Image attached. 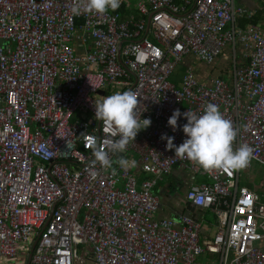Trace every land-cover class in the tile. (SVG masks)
<instances>
[{
    "label": "built area",
    "instance_id": "built-area-1",
    "mask_svg": "<svg viewBox=\"0 0 264 264\" xmlns=\"http://www.w3.org/2000/svg\"><path fill=\"white\" fill-rule=\"evenodd\" d=\"M86 3L0 0V260L74 264L88 243L93 264H264V202L238 185L240 169L205 171L161 139H185V117L175 131L167 123L174 110L200 114L214 103L237 130L234 148L249 145L250 162L264 168V31L237 25L252 13L234 0H146L137 2L145 18L120 20L122 1L102 15ZM226 50L227 77L198 79L186 63L171 80L185 57L212 64ZM109 87L134 91L151 120L126 151L152 179L94 162L93 146L108 151L118 138L95 117ZM80 111L89 116L73 119ZM176 166L209 178L187 198L218 215L210 238L190 217H155L156 178Z\"/></svg>",
    "mask_w": 264,
    "mask_h": 264
},
{
    "label": "clouds",
    "instance_id": "clouds-1",
    "mask_svg": "<svg viewBox=\"0 0 264 264\" xmlns=\"http://www.w3.org/2000/svg\"><path fill=\"white\" fill-rule=\"evenodd\" d=\"M121 0H87L83 11L105 14L108 10L119 8ZM74 16L81 14L82 9L77 4L71 8ZM138 95L132 90L117 91L104 97L95 104V117L103 120L114 128L113 135L117 139L108 141V151L93 146L94 162H98L103 169H111L115 173L113 164L128 169L135 166L134 159L119 156L115 161L110 153H124L130 141L142 129L151 124L149 118H141ZM186 118V123L180 125L185 139L178 146L173 144L174 137L162 134L166 139V148L174 149L175 155L188 158L198 164L205 171L209 170H239L246 168L252 156V148L247 144H240L234 148L233 142L237 130L232 122L226 119L219 107L214 103H207L202 113L197 114L189 110L181 113L179 109L173 111L168 118V125L173 131L178 127V118Z\"/></svg>",
    "mask_w": 264,
    "mask_h": 264
},
{
    "label": "crops",
    "instance_id": "crops-1",
    "mask_svg": "<svg viewBox=\"0 0 264 264\" xmlns=\"http://www.w3.org/2000/svg\"><path fill=\"white\" fill-rule=\"evenodd\" d=\"M122 5L119 9L120 20L127 19L129 16L134 18H145L141 15L137 9V2L146 0H121ZM234 4L242 6L249 10L252 14L251 17H239L237 20V25L243 27L246 24H251L249 21L251 18L255 19L253 25L260 27L264 31V0H234ZM252 25V24H251ZM76 52L83 53L85 47H81L80 42H76L74 46ZM228 50L223 51L221 55L212 64H206L195 60L193 57H185L184 63L191 66L194 75L198 79H203L207 76L218 75L220 77H227L229 71L226 68L228 62ZM183 66V65H182ZM186 66H183L182 74L185 72ZM181 74V76H182ZM179 77V79L181 78ZM178 79V80H179ZM178 83L177 81H174ZM119 87H109L104 92H99L97 96L98 101H102L106 95L107 91L114 89V92L123 91ZM88 117L89 114L83 111L80 113H75L73 119H80L82 117ZM135 156V155H134ZM131 160V159H130ZM136 161L134 171L137 181L143 179H152L153 176L147 174L140 170V162L134 158ZM250 167V163L247 168ZM247 178L251 180L249 183ZM205 181L209 182V178L205 175L199 173H191L185 167H173L171 172L167 175L161 174L156 178V183L152 188L154 194L157 195L159 200V207L155 213L157 219L167 218L172 219L180 223L183 216L190 217L194 222L201 223V228H199L200 236L204 238H210L216 232L218 226V215L213 209L197 207L193 205L187 198V191L190 185L194 182ZM238 185L241 187H246L250 190L255 191L259 194L261 201L264 202V177L261 179H256V177L250 172L246 171L243 178H238ZM202 239V240H203ZM91 248V247H90ZM209 256L210 254L207 253ZM26 258V256H25ZM87 260L91 261L90 258ZM8 260H0V264L6 263Z\"/></svg>",
    "mask_w": 264,
    "mask_h": 264
},
{
    "label": "rangeland",
    "instance_id": "rangeland-1",
    "mask_svg": "<svg viewBox=\"0 0 264 264\" xmlns=\"http://www.w3.org/2000/svg\"><path fill=\"white\" fill-rule=\"evenodd\" d=\"M183 71V66L181 65V63L179 62L178 64H176L174 71H173V75L171 77L172 81H178L179 77L181 76ZM119 89V88H117ZM114 89H112L111 91H107L106 95H111L112 93H114ZM135 154L133 152H129V151H125L124 153H116L114 156V160H116L119 156H125L128 159H134ZM128 170L130 171H134L135 168L134 167H130L128 168ZM250 171L255 177L256 179H261L264 177V168L257 164L254 161L250 162V167L249 168H243L240 169V178L242 179L243 176H245V172L246 171ZM249 183H252L251 180L249 178H247ZM90 244L86 243V244H79L77 245V247L75 248V255H76V260L74 264H93L92 261L86 260L88 253L90 252ZM4 264H19L17 259H11L9 261H7Z\"/></svg>",
    "mask_w": 264,
    "mask_h": 264
},
{
    "label": "trees",
    "instance_id": "trees-1",
    "mask_svg": "<svg viewBox=\"0 0 264 264\" xmlns=\"http://www.w3.org/2000/svg\"><path fill=\"white\" fill-rule=\"evenodd\" d=\"M249 22H250L251 24H254L255 19L251 18ZM255 25H256V24H255ZM181 65H183V66L185 65V66H186V63L183 62V63H181Z\"/></svg>",
    "mask_w": 264,
    "mask_h": 264
}]
</instances>
